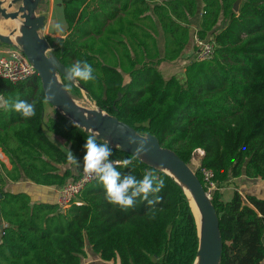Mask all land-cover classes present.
Here are the masks:
<instances>
[{"label":"trees","instance_id":"trees-1","mask_svg":"<svg viewBox=\"0 0 264 264\" xmlns=\"http://www.w3.org/2000/svg\"><path fill=\"white\" fill-rule=\"evenodd\" d=\"M60 5L65 33L48 38L60 61L68 68L87 60L95 79L78 81L91 100L138 131L155 134L192 167L196 151L204 150L197 174L209 190L202 169L214 172L221 264H262L264 198L235 190L225 201L220 188L241 176L264 180V0H105L100 6L60 0ZM195 34L216 41L214 56L186 63L185 80L165 76L163 69L195 49ZM61 77L72 90L77 87ZM0 96L35 102L36 111L25 119L0 108V157L6 160L4 152L11 164L0 159V264H84L88 247L94 256L120 264L194 263L198 229L182 186L119 147L110 144V159L132 160L117 169L122 174L139 179L152 170L163 177L160 203L149 206L136 198L134 206L121 208L106 200L96 180L67 209L35 201L26 191L6 190L9 180L58 189L76 179L91 132L44 102L37 73L19 82L0 77ZM47 104L52 112H46ZM67 148L80 168L68 163ZM93 263L99 264H88Z\"/></svg>","mask_w":264,"mask_h":264},{"label":"water","instance_id":"water-1","mask_svg":"<svg viewBox=\"0 0 264 264\" xmlns=\"http://www.w3.org/2000/svg\"><path fill=\"white\" fill-rule=\"evenodd\" d=\"M18 1L21 2L18 9L8 11L2 5L3 1L0 0V13L4 16L14 18L21 16L16 41L22 46L28 58L34 63L37 73L41 78L45 95L53 97L48 102L67 118L76 121L86 131L99 132L100 136L98 139L103 141L108 140L112 146L119 147L131 154L135 155L133 152L135 145H129L127 137L129 135L147 137L148 144L146 147L149 150L145 154L135 156L154 168L167 173L178 182L186 193L194 213L198 229L199 245L197 257L193 264H221L223 240L219 215L212 201V196L209 190L206 189V186L201 182L197 170L185 161L175 149L164 146L155 134L142 133L117 116L103 110L101 107L102 111L95 110L91 115H87L72 98V94L68 88L65 87L66 83L62 79L61 74L65 75L66 65L54 53L48 39L40 34V30L46 25L47 14L38 13V10L44 5L45 0ZM18 1L14 0L10 4V7ZM238 3L235 5V10H238ZM13 41L10 36L2 34L0 31V44H12ZM50 82L53 84L51 88H49ZM72 83L75 84L76 82ZM81 87L88 92L82 84ZM141 156H145L150 161L141 158ZM151 162L162 163L172 173L156 167ZM185 186L188 187L193 196L197 212L191 203V198ZM1 197L2 192L0 190Z\"/></svg>","mask_w":264,"mask_h":264},{"label":"clouds","instance_id":"clouds-1","mask_svg":"<svg viewBox=\"0 0 264 264\" xmlns=\"http://www.w3.org/2000/svg\"><path fill=\"white\" fill-rule=\"evenodd\" d=\"M52 29L56 32H63L66 22L61 14L60 19L52 24ZM59 43V41H58ZM94 69L87 60H77L70 67L65 69V78L69 82L77 80L92 81L95 79L93 75ZM53 87L52 82L49 88ZM67 87V85H65ZM52 96H45L44 102L52 99ZM0 108L5 110H14L21 114L25 119L31 118L36 114L35 102H28L17 97L15 100L0 97ZM71 123L78 127L76 121ZM99 132H91L86 137V143L83 145L85 150L82 162L84 174L94 178L101 184L105 191L106 200L113 205L121 208H129L134 206L136 198H140L149 206L160 203L163 199L157 195L165 187V181L162 176H158L154 171L148 170L142 178H137L132 173L122 174L118 168H127L132 163L130 158L123 160H111L112 148L110 142L104 140L103 143L98 142ZM129 145H135L134 153L136 156L147 153L149 150L147 137H138L137 135H129L127 137ZM67 161L69 164L80 168L81 162L74 156L70 148H67ZM151 197V198H150ZM149 211L154 217V212L150 208Z\"/></svg>","mask_w":264,"mask_h":264},{"label":"built area","instance_id":"built-area-1","mask_svg":"<svg viewBox=\"0 0 264 264\" xmlns=\"http://www.w3.org/2000/svg\"><path fill=\"white\" fill-rule=\"evenodd\" d=\"M194 42L195 49L191 52L194 53L193 60H206L214 56L217 46L216 41L205 40L195 34ZM36 73L37 70L34 63L28 58L22 46L17 41L14 40L12 44H0L1 78L12 82H19ZM197 152L200 155H204V150L200 148ZM202 170L209 189L216 188L217 184L212 180L214 172L206 168ZM94 180V178L84 174L81 168L79 176L76 179L67 182L62 188L57 189V203L62 209L69 208L73 202L80 203L78 196L86 185Z\"/></svg>","mask_w":264,"mask_h":264},{"label":"crops","instance_id":"crops-1","mask_svg":"<svg viewBox=\"0 0 264 264\" xmlns=\"http://www.w3.org/2000/svg\"><path fill=\"white\" fill-rule=\"evenodd\" d=\"M47 1H48L47 9L43 7V10H41L40 12V13L47 14L46 25L42 30H40V33L45 32L46 35L53 36V37L62 36L63 33H65V30L63 32H56L51 27L52 24L57 22L61 17L62 7L60 5V0H45V5H44L45 7H46ZM88 1L90 2V4H92V6H100L102 2L105 0H88ZM44 9H46V11ZM190 53L191 51L184 53L182 59H185V60H180L179 63L181 61L184 64L189 63L190 60L187 58L191 56ZM55 139L61 143L63 141L61 138H55ZM0 150L2 149L0 148ZM3 154L5 155V158H6V160L2 158L3 161L7 164L8 167H11L8 157L6 156L4 152ZM202 157L203 155H200V162H201ZM5 189L11 190V191L13 190L14 191H26L31 195L32 199L35 201L47 200V201H53L57 203V188H49V187L45 188L42 186H37L29 180H24V181H10L9 180L5 186ZM235 190H239L243 194L252 193V194L258 195L259 197L264 198V180L252 179V178H248L247 176H241V177L232 179L229 183L225 184L224 186L220 188V191L222 193V199L225 201L230 199L233 196V193ZM90 251L91 249L88 247L87 252L90 253ZM262 264H264V261L262 262Z\"/></svg>","mask_w":264,"mask_h":264},{"label":"rangeland","instance_id":"rangeland-1","mask_svg":"<svg viewBox=\"0 0 264 264\" xmlns=\"http://www.w3.org/2000/svg\"><path fill=\"white\" fill-rule=\"evenodd\" d=\"M2 1H3L2 5L4 7H6L8 9V11L16 10V7L18 4H14L12 7H10V4L13 3L14 0H2ZM47 4H48V1L46 2V7L45 6H42V7L47 9ZM239 5H240V3H238L237 9H239ZM42 9L38 10V13H40ZM46 9H44V10L46 11ZM7 17L12 18L11 16H4L2 13H0V30L2 31L1 32L2 34L10 36L12 34V32L15 31V28L18 29V26L20 23H19V21H13L12 19L6 20L5 18H7ZM17 18L20 19L19 17H17ZM40 34L43 37H45L46 39L49 38V36L46 35L45 32L40 33ZM11 39L16 41L15 37L14 38L11 37ZM160 45H161V48L163 49V38L160 39ZM190 54H191V56L187 59H189L191 61V60H193L192 58L194 56V53H190ZM182 60H185V59H182ZM184 66H185V64L182 61L180 63L177 62V63L172 64L171 66H168L167 68L163 69V73L165 76H171L172 74H176L180 79L185 80L186 76H185V70H183ZM75 84L77 87L73 88V90H72V85L69 83H66L68 90L77 99V101L79 103H81L82 105H84L85 107L96 108L97 104L93 100H91V98L88 95V92L85 89H83L81 87V85H78L77 83H75ZM52 111H53V107L47 104V112H52ZM0 159H2V158L0 157ZM192 163H193V168L195 170H197L201 165L200 154L197 151L193 157ZM214 189L215 188L209 189L211 196H212V191ZM78 199H80L79 196H78ZM92 262H97L99 264H119L118 262H114V261H105V260L101 259L98 255L94 256V254H92L90 251V253L88 252L87 256L84 258V264H86V263L88 264V263H92Z\"/></svg>","mask_w":264,"mask_h":264},{"label":"bare ground","instance_id":"bare-ground-1","mask_svg":"<svg viewBox=\"0 0 264 264\" xmlns=\"http://www.w3.org/2000/svg\"><path fill=\"white\" fill-rule=\"evenodd\" d=\"M6 19H12V20H16V21H19V23L21 22L20 21V19H18V18H6ZM1 31V30H0ZM2 32V31H1ZM17 34H18V29H16L15 28V31L14 32H12V34L10 35L12 38H16V36H17ZM78 85H81V83L77 80V81H75ZM72 94V93H71ZM72 98L78 103V105L83 109V111L87 114V115H91L92 114V112L93 111H95V110H97V111H102L101 110V108L99 107V106H97L96 108H90V107H85L84 105H82L81 103H79L78 101H77V99L72 95ZM141 158H143V159H145V160H148V161H150L148 158H146L145 156H141ZM151 163H153V162H151ZM156 167H158V168H160V169H162V170H164V171H167V172H169V173H172L168 168H167V166H165V165H163L162 163H153ZM185 189H186V191H187V193H188V195H189V197L191 198V203H192V205H193V207L195 208V205H194V199H193V196H192V194H191V192H190V190L188 189V187L187 186H185ZM195 211H196V208H195ZM197 212V211H196Z\"/></svg>","mask_w":264,"mask_h":264},{"label":"flooded vegetation","instance_id":"flooded-vegetation-1","mask_svg":"<svg viewBox=\"0 0 264 264\" xmlns=\"http://www.w3.org/2000/svg\"><path fill=\"white\" fill-rule=\"evenodd\" d=\"M17 1H18V0H17ZM20 3H21L20 1H18V2L16 3V4H18L17 7H16V9H18V7L20 6ZM44 5H45V4H44ZM44 5H43V6H44ZM42 8H43V7H41L40 9H42ZM42 10H43V9H42ZM19 18H20V20H21V16H19ZM5 19H6V18H5ZM6 20H8V19H6ZM13 21H16V20H13Z\"/></svg>","mask_w":264,"mask_h":264}]
</instances>
